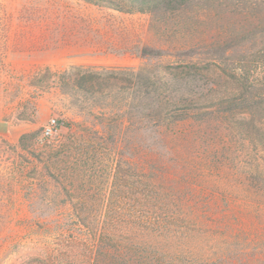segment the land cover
Returning a JSON list of instances; mask_svg holds the SVG:
<instances>
[{"label": "rangeland", "instance_id": "rangeland-1", "mask_svg": "<svg viewBox=\"0 0 264 264\" xmlns=\"http://www.w3.org/2000/svg\"><path fill=\"white\" fill-rule=\"evenodd\" d=\"M252 2L141 10L120 0H0V264H50L56 244L79 233L62 232L75 224L72 197L30 154L37 138L22 149L24 134L41 137L55 118L59 136L80 124L118 138V155L126 141L155 138L160 106L198 108L166 151L188 156V172L202 162V174L175 184L186 193L173 197L184 228L158 246L171 264H264V5ZM124 156L140 162L137 151Z\"/></svg>", "mask_w": 264, "mask_h": 264}, {"label": "trees", "instance_id": "trees-1", "mask_svg": "<svg viewBox=\"0 0 264 264\" xmlns=\"http://www.w3.org/2000/svg\"><path fill=\"white\" fill-rule=\"evenodd\" d=\"M120 1L138 6L141 10H149L159 6L175 7L189 0ZM259 3L264 5V0H254L253 9L257 10L261 5ZM230 47L226 45L221 50L226 51ZM243 80L241 82L245 93L248 92V80L246 77ZM233 101L234 99L222 100L215 104L224 105ZM191 109L198 108L178 107L166 110L160 106L158 109H153L158 119L152 128L156 133L155 138H139L135 145L131 141H126L125 151H120L118 155H116L117 149L123 141L112 136L108 138L100 131H94L80 124L78 129L68 126V132L61 136L40 137L32 133L21 137L20 146L28 152L31 147L26 140L38 139L36 141L40 146L39 151L31 150L30 154L34 157L38 156L44 163L47 174L56 179L64 192L72 197L73 215L71 216L75 224L71 229L76 228L74 230L62 228V232L79 231V233L75 232L76 236L73 239L56 244L55 250L48 257L51 262L47 260L46 263H172L170 260L173 258L169 255L168 249L159 247L157 240L162 237L168 242L169 234H172L175 227L179 232L183 230L184 226L176 225V217L182 213V209L175 204L173 197L184 198L186 193L176 190L178 195H175V184L181 180L187 182L190 174L200 176L202 162L188 172L185 169L189 163L188 156L174 152V156L169 157L170 153L166 150L169 142L173 143L174 140L187 136L184 133L185 124L195 116L191 113ZM195 141L196 145H199L198 137ZM131 150L137 151L139 155L140 162L136 166H133L132 158L124 156L125 152ZM196 155L200 158L199 153ZM215 156L214 153L213 161ZM114 160L115 167H108L106 163L110 164ZM132 190H136L135 200H128V204L120 206L117 197L122 194L131 195ZM93 198L102 200L101 206L95 201L96 212L100 208V211H103L104 207L103 214L98 217L89 213V204H91L89 199ZM33 205L32 208L35 209ZM124 206L127 208H123ZM122 209L128 211L125 217L121 214L117 215ZM84 232L85 234H82ZM85 238L87 245L82 243Z\"/></svg>", "mask_w": 264, "mask_h": 264}, {"label": "built area", "instance_id": "built-area-1", "mask_svg": "<svg viewBox=\"0 0 264 264\" xmlns=\"http://www.w3.org/2000/svg\"><path fill=\"white\" fill-rule=\"evenodd\" d=\"M59 131H60V122L57 119L52 118L44 127L43 136L54 137L59 133Z\"/></svg>", "mask_w": 264, "mask_h": 264}]
</instances>
